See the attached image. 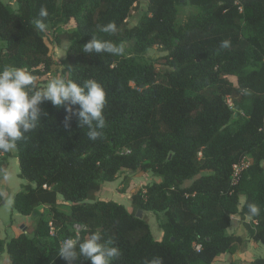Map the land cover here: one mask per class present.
<instances>
[{
    "label": "trees",
    "instance_id": "trees-1",
    "mask_svg": "<svg viewBox=\"0 0 264 264\" xmlns=\"http://www.w3.org/2000/svg\"><path fill=\"white\" fill-rule=\"evenodd\" d=\"M12 1L17 10L0 0V69L22 68L34 80L50 73L56 62L35 21L59 27L74 20L56 35L69 42L61 75L104 87L105 127L89 139L76 116L66 127L65 108L45 101L37 127L2 151L0 177L15 151L27 181L12 207L32 221L0 238V256L7 253L11 264H69L58 255L62 242L95 232L119 249L111 264H213L221 254L245 252L249 240L264 244V0H146L132 27L128 18L141 0ZM185 3L195 10L179 20ZM109 22L117 30L101 32ZM92 36L124 52L86 54ZM154 46L166 53L150 61L143 54ZM247 158L233 182L234 165ZM123 170L159 178L131 196L132 210L97 198ZM3 201L0 182V207ZM138 210L164 214L161 239ZM234 215L246 234L229 232Z\"/></svg>",
    "mask_w": 264,
    "mask_h": 264
},
{
    "label": "clouds",
    "instance_id": "clouds-1",
    "mask_svg": "<svg viewBox=\"0 0 264 264\" xmlns=\"http://www.w3.org/2000/svg\"><path fill=\"white\" fill-rule=\"evenodd\" d=\"M48 12L41 8L40 18H46ZM35 27L41 32L46 30L43 19L35 21ZM117 26L114 22L100 26L101 32H115ZM227 46V42L224 43ZM83 52L86 54H101L104 52L119 55L124 52L122 46L94 36L84 44ZM50 101L56 107L63 106L69 114L65 117V126L74 115L78 119L79 127L87 126L89 139L95 140L100 135V129L105 127L103 110L106 104V91L94 79L78 83L59 75L51 79L46 87L36 88L34 76L22 68L6 66L0 69V151H11L16 147L17 141L25 134L37 127L41 121L40 105ZM78 106V107H76ZM252 215L259 214L255 204L248 205ZM103 235L92 233L87 239L81 241L79 237L67 238L59 248V256L71 264L83 256L91 264H111L112 260L120 255L115 246H108Z\"/></svg>",
    "mask_w": 264,
    "mask_h": 264
},
{
    "label": "rangeland",
    "instance_id": "rangeland-1",
    "mask_svg": "<svg viewBox=\"0 0 264 264\" xmlns=\"http://www.w3.org/2000/svg\"><path fill=\"white\" fill-rule=\"evenodd\" d=\"M8 3H10L13 10L18 9V3L12 0H4ZM147 7V1L141 0L133 10L132 14L128 18V24L129 26H135L139 23L141 17L143 16L145 10ZM195 9L193 6L188 5L185 3V5L181 6V11L179 14V20H181L186 14L193 12ZM75 26V21L71 20L68 24H64L62 26H53L52 24H49L46 27V30L44 31L46 42L49 45L50 53L52 57L55 60V65L53 66L50 73L37 77L35 79V87L36 88H44L46 87L47 83L61 75V61L65 56V50L67 44L69 43L67 40H62L61 42H58L56 39V35L59 34L61 31H67L70 30ZM131 42L128 44L130 47L132 46ZM165 50L161 46H154L152 49H150L148 52H145L143 55L148 60H154L160 55L165 54ZM230 79L235 83L237 82V77L230 76ZM227 99V103H228ZM5 154L0 151V163L4 159ZM9 169V167H8ZM8 169L5 171V175L8 172ZM2 170L0 169V174ZM159 178H155V176L151 172H137L132 173L129 170H123L119 173L118 177L115 181L112 183L106 182L101 186L100 191L98 192L99 199H114L117 200L125 206L129 210H132L131 196L137 192V190L149 183H152L155 180H158ZM4 180V177H0V182ZM24 186H22L23 188ZM21 188V189H22ZM244 201V198H242V202ZM143 215H146L147 219L149 220V223L151 225L152 231L154 233V236L158 239H161L162 236H160L161 231V224L160 220L164 217L163 213H153L150 211H145ZM24 215H21L17 213L13 207L12 204L6 203L3 204L0 207V221L8 224H15L17 226V229L20 228L21 221L24 220ZM250 221V219H247ZM162 221V220H161ZM245 221L239 216L234 215L232 218V224L229 228V232H233L236 234H246L248 231L245 227ZM81 227L77 226L76 229L79 230ZM3 256V257H2ZM262 257L264 258V244L260 242H254L252 240H249L248 247L245 252H238L235 256L227 254L223 256H219L214 260L213 264H253V260L256 258ZM0 264H9V261L7 260V256L4 255V253L0 256Z\"/></svg>",
    "mask_w": 264,
    "mask_h": 264
},
{
    "label": "crops",
    "instance_id": "crops-1",
    "mask_svg": "<svg viewBox=\"0 0 264 264\" xmlns=\"http://www.w3.org/2000/svg\"><path fill=\"white\" fill-rule=\"evenodd\" d=\"M19 174H20V168H19L18 158L15 156V151H13V156L9 158L8 172L6 173L4 180L1 182V192L4 197V204L6 203L12 204L14 201L15 194L19 190H21L22 186H24L27 183V181L21 178ZM97 198H99L98 193H97ZM23 217L24 220L21 221V225L19 229H17V226H15V224L10 223L7 225L6 223L0 221V238L9 239L12 236L18 234L24 226L29 225L31 223L32 221L31 216H23ZM162 235L163 233L161 232L160 236ZM236 254H234L233 256H235ZM4 255L7 256V260L9 261V264H11L8 254L4 253ZM223 255H227V254H221L220 256Z\"/></svg>",
    "mask_w": 264,
    "mask_h": 264
},
{
    "label": "built area",
    "instance_id": "built-area-1",
    "mask_svg": "<svg viewBox=\"0 0 264 264\" xmlns=\"http://www.w3.org/2000/svg\"><path fill=\"white\" fill-rule=\"evenodd\" d=\"M228 101H229L228 104L229 105H232V102H231V99L230 98L228 99ZM250 163H251V160L249 158H247V159L243 160L240 164L234 165L235 172H234V174L232 176L233 182H237L241 170L243 168L247 167ZM197 248L200 249L201 248V245L198 244L197 245Z\"/></svg>",
    "mask_w": 264,
    "mask_h": 264
},
{
    "label": "water",
    "instance_id": "water-1",
    "mask_svg": "<svg viewBox=\"0 0 264 264\" xmlns=\"http://www.w3.org/2000/svg\"><path fill=\"white\" fill-rule=\"evenodd\" d=\"M65 47L67 48V46H65ZM237 110H238V107H237ZM235 116H237V112L235 113ZM3 203H4V201H3ZM137 216L139 218H142L143 217V211L142 210H138Z\"/></svg>",
    "mask_w": 264,
    "mask_h": 264
}]
</instances>
